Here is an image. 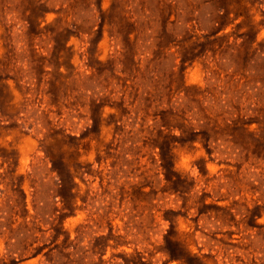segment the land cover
<instances>
[{"label": "rangeland", "instance_id": "rangeland-1", "mask_svg": "<svg viewBox=\"0 0 264 264\" xmlns=\"http://www.w3.org/2000/svg\"><path fill=\"white\" fill-rule=\"evenodd\" d=\"M0 264H264V0H0Z\"/></svg>", "mask_w": 264, "mask_h": 264}]
</instances>
